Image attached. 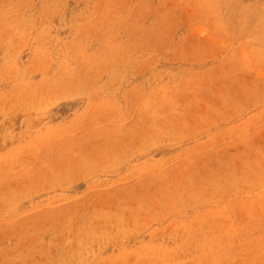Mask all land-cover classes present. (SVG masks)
<instances>
[{
  "label": "rangeland",
  "instance_id": "obj_1",
  "mask_svg": "<svg viewBox=\"0 0 264 264\" xmlns=\"http://www.w3.org/2000/svg\"><path fill=\"white\" fill-rule=\"evenodd\" d=\"M0 264H264V0H0Z\"/></svg>",
  "mask_w": 264,
  "mask_h": 264
}]
</instances>
